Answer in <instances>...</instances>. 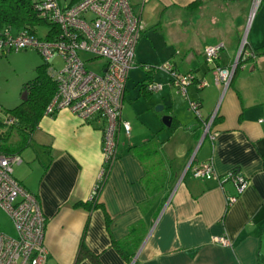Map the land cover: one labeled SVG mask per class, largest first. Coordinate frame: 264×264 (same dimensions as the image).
I'll return each mask as SVG.
<instances>
[{
    "label": "crops",
    "instance_id": "obj_1",
    "mask_svg": "<svg viewBox=\"0 0 264 264\" xmlns=\"http://www.w3.org/2000/svg\"><path fill=\"white\" fill-rule=\"evenodd\" d=\"M129 1L141 21L157 19L164 42L175 46L167 59L176 72L207 85L197 87L194 80L183 92L171 76L166 85L158 82L164 95L155 112L160 127L130 122L121 109L131 128L129 134L119 129L98 208L75 204L92 202L103 163V123L83 121L67 109L40 117L12 168L41 203L45 264H93L87 257L77 261L81 242L100 264L264 262V0L250 20L254 0H198L193 8L197 0ZM244 36L246 52L229 84L216 82L215 66L237 62ZM215 44L223 45L215 63H205L203 49ZM153 76L145 80L154 82ZM191 102L198 104L196 112ZM205 161L214 175L193 177L189 168ZM233 170L249 184L230 204L237 194L228 177ZM220 236L230 246L214 240Z\"/></svg>",
    "mask_w": 264,
    "mask_h": 264
},
{
    "label": "built area",
    "instance_id": "obj_2",
    "mask_svg": "<svg viewBox=\"0 0 264 264\" xmlns=\"http://www.w3.org/2000/svg\"><path fill=\"white\" fill-rule=\"evenodd\" d=\"M260 1L254 0L249 20ZM37 9L42 17L56 26L52 37L47 40L30 33L12 34L6 31L0 36V50L34 48L49 65V72L56 81V90L50 102L45 105L44 115L52 116L61 109H67L83 121L96 118L103 123L100 181L108 176L111 163L115 160L116 138L120 127L126 134H129L131 128L128 121L121 120L120 113L129 70L135 64L134 48L143 35L144 23L129 0H77L65 7L61 6L60 0H39ZM245 44L246 36L240 43L238 58L246 52ZM221 47L222 44L206 46L203 49L205 62L215 63ZM81 53L92 55V58L84 59ZM56 58L62 60V67L56 68ZM238 58L230 68L215 66L216 82L221 81L225 86L229 84ZM99 59L103 61L99 72L87 67ZM162 67L170 73L174 84L183 92L185 87L196 80L192 73L176 72L168 61ZM206 85L207 81L201 79L197 87ZM160 88L161 83L148 82L145 89L153 92ZM190 106L195 112L198 110L196 102H191ZM212 118L205 125L206 131ZM8 122H13V119L9 118ZM20 162L19 154H0V208L8 215L16 232L14 238L0 233V264H45L47 247L43 239L46 218L38 197L13 176L12 167ZM189 170L196 178H210L214 175L213 165L209 161L191 166ZM228 177L236 184L237 192L229 198L231 204L249 183L234 170L230 171ZM99 181L93 188L91 199ZM214 240L220 245L230 246L227 237H215Z\"/></svg>",
    "mask_w": 264,
    "mask_h": 264
},
{
    "label": "rangeland",
    "instance_id": "obj_3",
    "mask_svg": "<svg viewBox=\"0 0 264 264\" xmlns=\"http://www.w3.org/2000/svg\"><path fill=\"white\" fill-rule=\"evenodd\" d=\"M72 0H60L61 6L65 7ZM135 6V5H134ZM144 25H147L145 33L141 36L135 45V61L129 70L127 77L126 98L123 101L122 115L125 119H134L142 121L148 126L154 127L157 124L161 126V122L156 116L157 107L162 105L161 91H153L145 96L140 94L139 85L148 75L153 76L154 82H161L163 85L168 82L170 73L162 66L168 61L171 50L175 51L174 45H167L164 42L162 30L157 24V19L147 23L145 18L142 19ZM149 24V25H148ZM157 24V25H155ZM49 26L42 25L37 28V36L44 38L47 35ZM84 59L92 58V55L81 53ZM43 62L42 57L34 48H26L20 50H9L8 52L0 51V105L2 108H12L21 101L22 86L25 81L31 80L36 75L37 66ZM102 60H96L87 67L96 72L100 71ZM56 68L62 67V60L56 58L54 60ZM140 81V82H139ZM164 116V115H163ZM162 118V117H161ZM137 124L142 127L143 124ZM8 215L0 208V233L9 236H16L13 223Z\"/></svg>",
    "mask_w": 264,
    "mask_h": 264
},
{
    "label": "trees",
    "instance_id": "obj_4",
    "mask_svg": "<svg viewBox=\"0 0 264 264\" xmlns=\"http://www.w3.org/2000/svg\"><path fill=\"white\" fill-rule=\"evenodd\" d=\"M75 1L77 0H72L71 3ZM38 2L39 0H0V36L4 35L6 31L12 32V34L24 32L37 36V28L46 25L49 26V30L43 39H50L52 32L56 31V26L40 15L37 9ZM200 3L198 0L194 1L191 7H197ZM0 51L8 52L9 50L1 49ZM259 51L260 53L264 52V45L260 47ZM254 54H258V51L254 52ZM241 62L240 58H238L239 65ZM48 68L49 65L43 60L34 69L36 70L35 77L25 81L22 86L19 104L7 109L2 108L0 105V154H19L28 145L27 142L30 139L33 128L37 125L40 117L44 115L45 105L50 102L56 90L55 78L50 74ZM195 79L199 81L202 78L195 76ZM148 82L150 81L147 79L142 81L140 85L139 90L142 91L141 94L144 96L152 93V91L145 89ZM9 118L13 119V122L9 123ZM105 178L107 176H104L99 181L94 197L90 200L92 202H78L75 206H82L87 209L98 208L96 200L100 191L99 188L103 186ZM113 245L123 253L114 241ZM77 251V261L87 257L91 259L93 264H100L97 256L87 250L83 242H81Z\"/></svg>",
    "mask_w": 264,
    "mask_h": 264
},
{
    "label": "water",
    "instance_id": "obj_5",
    "mask_svg": "<svg viewBox=\"0 0 264 264\" xmlns=\"http://www.w3.org/2000/svg\"><path fill=\"white\" fill-rule=\"evenodd\" d=\"M157 109L158 110H161L162 109V107L161 106H159V107H157ZM162 122H163V125H168L169 126V123L171 122V119H170V117L169 116H163V118H162Z\"/></svg>",
    "mask_w": 264,
    "mask_h": 264
}]
</instances>
